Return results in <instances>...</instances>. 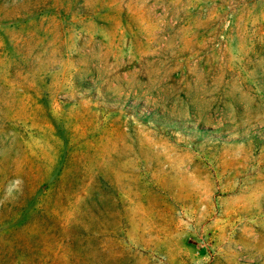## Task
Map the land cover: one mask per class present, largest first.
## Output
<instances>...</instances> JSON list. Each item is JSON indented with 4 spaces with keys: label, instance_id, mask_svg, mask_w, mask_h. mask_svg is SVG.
<instances>
[{
    "label": "rangeland",
    "instance_id": "1",
    "mask_svg": "<svg viewBox=\"0 0 264 264\" xmlns=\"http://www.w3.org/2000/svg\"><path fill=\"white\" fill-rule=\"evenodd\" d=\"M0 264H264V0H0Z\"/></svg>",
    "mask_w": 264,
    "mask_h": 264
}]
</instances>
